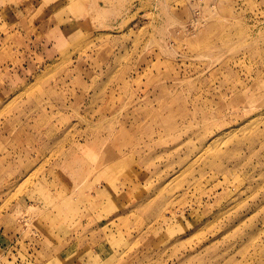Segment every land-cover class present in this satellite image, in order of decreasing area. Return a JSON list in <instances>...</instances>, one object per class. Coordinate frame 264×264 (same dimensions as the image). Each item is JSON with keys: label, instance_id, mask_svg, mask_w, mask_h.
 Segmentation results:
<instances>
[{"label": "rangeland", "instance_id": "374dc122", "mask_svg": "<svg viewBox=\"0 0 264 264\" xmlns=\"http://www.w3.org/2000/svg\"><path fill=\"white\" fill-rule=\"evenodd\" d=\"M0 227V264H264V0H0Z\"/></svg>", "mask_w": 264, "mask_h": 264}, {"label": "crops", "instance_id": "0c3cea01", "mask_svg": "<svg viewBox=\"0 0 264 264\" xmlns=\"http://www.w3.org/2000/svg\"><path fill=\"white\" fill-rule=\"evenodd\" d=\"M4 232L5 230L3 229V227H0V247L2 249L3 254L6 255V251H7V255L11 253L12 255L20 257L22 253H20L21 247L20 246L18 247V245L21 236L15 235L11 237L5 234Z\"/></svg>", "mask_w": 264, "mask_h": 264}]
</instances>
